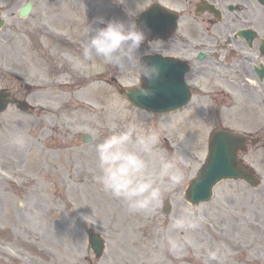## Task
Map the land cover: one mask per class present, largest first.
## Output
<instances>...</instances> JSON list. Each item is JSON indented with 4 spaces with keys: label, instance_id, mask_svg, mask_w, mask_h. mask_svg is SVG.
<instances>
[{
    "label": "rangeland",
    "instance_id": "rangeland-1",
    "mask_svg": "<svg viewBox=\"0 0 264 264\" xmlns=\"http://www.w3.org/2000/svg\"><path fill=\"white\" fill-rule=\"evenodd\" d=\"M25 1L0 4L21 7ZM35 2L31 17L17 21L14 41L35 62L46 56L50 100L42 117L29 119L12 109L0 116V264H264V123L237 124L242 131L259 129L252 136L261 141L247 146L252 151L247 163L261 188L254 193L242 182L225 181L210 202L187 203L183 191L219 123L188 122V114L184 121L168 115L164 120H172L165 123L137 113L104 78L112 75L125 85L137 76L107 71L97 58L83 55L81 42L94 15L127 19L132 6L129 14L136 18L137 2ZM43 17L57 36L43 38ZM7 18L2 37L15 23L11 14ZM260 24L264 17L256 28L262 33ZM151 45H143L141 53ZM243 113L238 118L246 119ZM81 132L92 133L94 143L78 142ZM168 199L172 211L166 214L162 203ZM89 229L106 239L97 260ZM180 258L185 260L175 262Z\"/></svg>",
    "mask_w": 264,
    "mask_h": 264
},
{
    "label": "flooded vegetation",
    "instance_id": "flooded-vegetation-1",
    "mask_svg": "<svg viewBox=\"0 0 264 264\" xmlns=\"http://www.w3.org/2000/svg\"><path fill=\"white\" fill-rule=\"evenodd\" d=\"M234 1L236 5L234 10L240 13L231 14V11H226L222 15L223 21L218 20L217 16L211 12H197V0L193 7L182 9L181 17L184 26L182 30L175 33L173 43L170 45L177 55L190 62L191 72L188 80L193 84L195 89L193 91H196L197 96L209 97V95L225 93L230 96L228 98L230 102L224 106L228 109L236 103L230 94L241 93V91L247 94L254 92L257 87L250 83L252 78L257 76L251 68V63L257 61L256 56L245 54L246 42L234 35L245 28L256 29L263 15L255 10H247L241 3L242 0ZM212 2L222 5L224 0ZM260 26H263L261 29L263 38L264 24ZM202 52L211 55L215 62L201 60L199 53ZM7 66L16 68L15 63ZM7 66L0 61V87L3 86L1 69ZM9 88L14 95L19 94L23 97L24 92L16 85ZM259 93V101L264 106V92ZM219 109V107L216 108L218 113Z\"/></svg>",
    "mask_w": 264,
    "mask_h": 264
},
{
    "label": "clouds",
    "instance_id": "clouds-1",
    "mask_svg": "<svg viewBox=\"0 0 264 264\" xmlns=\"http://www.w3.org/2000/svg\"><path fill=\"white\" fill-rule=\"evenodd\" d=\"M113 3H121V0H113ZM125 13L127 19L105 16L93 18L82 46L83 55L85 58H97L124 75L139 76L153 82L159 78L161 67L144 60V56L151 55V52L141 53L148 35L146 25L141 27L138 18L131 17L127 11ZM138 92L145 97L153 94L143 86L138 88Z\"/></svg>",
    "mask_w": 264,
    "mask_h": 264
},
{
    "label": "water",
    "instance_id": "water-1",
    "mask_svg": "<svg viewBox=\"0 0 264 264\" xmlns=\"http://www.w3.org/2000/svg\"><path fill=\"white\" fill-rule=\"evenodd\" d=\"M228 136L229 134L227 135V137ZM217 139L214 142V147H216L213 155H211L210 161L207 163V165L204 166L203 169H201L200 177L194 182L193 191H191V189L188 191V194L191 197L190 199L192 201H199L201 198L208 197L211 187L214 185L215 181L223 177L224 175H227L229 173V169H232L237 173V169L231 165V161H227L228 156L225 150H223L224 146L221 145V147H219V145L217 144ZM214 168H218L221 173L212 172ZM195 191L196 194L194 193ZM90 239L95 251L98 255H100L102 252L101 248H103V246L99 235L93 234Z\"/></svg>",
    "mask_w": 264,
    "mask_h": 264
},
{
    "label": "bare ground",
    "instance_id": "bare-ground-1",
    "mask_svg": "<svg viewBox=\"0 0 264 264\" xmlns=\"http://www.w3.org/2000/svg\"><path fill=\"white\" fill-rule=\"evenodd\" d=\"M128 173H129L128 170L124 171V176H122V179H123V180L125 179V176L128 177V175H129ZM106 194H108V196H109L110 198H112V196H111V195H112V190H110V189L106 190ZM55 243H56V242H54V241L52 242L53 245H54ZM164 244L166 245V242H164ZM166 247H168L166 252L169 254V257H171V256H170L171 254H170L169 246H166ZM171 258H172V257H171ZM172 259H173V258H172ZM183 260H185V259H184V258H180V260H177V261H175V262H177V263H181ZM175 262H174V263H175Z\"/></svg>",
    "mask_w": 264,
    "mask_h": 264
}]
</instances>
